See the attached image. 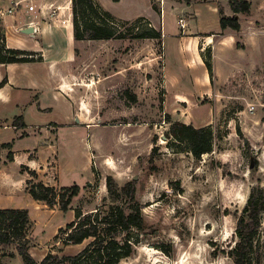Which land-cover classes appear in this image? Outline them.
<instances>
[{
	"label": "rangeland",
	"instance_id": "obj_1",
	"mask_svg": "<svg viewBox=\"0 0 264 264\" xmlns=\"http://www.w3.org/2000/svg\"><path fill=\"white\" fill-rule=\"evenodd\" d=\"M161 1L152 0L155 11ZM214 1L219 0L209 3L216 4ZM222 1L217 2V8L224 15L230 8ZM247 1L251 8L249 14L240 15L241 35L227 36L224 44L216 40L211 89L204 81L205 68L192 60L178 38L170 36L177 29L176 13L166 5L162 43L124 39L85 40L77 45L72 81H79L84 88L75 91L73 97L86 109V123L98 126L88 130L81 127L79 135L60 129L56 139L44 132L42 138L30 137L17 144V152L34 146L37 164L54 156L61 182L73 180L85 186L72 203L83 212L101 206L103 200L106 205L128 203L126 197L116 199L101 187L107 176L120 187L134 183L144 232L134 253L119 264H233L227 253L236 241V219L251 189L264 190V0ZM141 7L145 13L149 9L143 0ZM194 12L198 29L215 27V15L207 8L200 5ZM132 23L124 22L117 29L126 34ZM138 27L140 31L150 28L142 20ZM238 39L245 45L244 51L234 49ZM200 41L203 44L204 40ZM201 54L210 61L209 46ZM224 58L232 64H226ZM233 70L244 73L223 84ZM14 115L13 109L0 104L2 119ZM65 115L64 107L56 105L43 116V122L64 124L68 122ZM173 122L195 128L210 126L212 151L196 159L184 146L168 148L165 137ZM12 131L0 127V142H8ZM90 144L108 157L106 166L101 167L94 166L98 157L94 158L92 169L99 178L92 187H86L91 172L88 154L95 151L88 147ZM6 153L0 149V157ZM2 166L0 158V187L6 194L0 195V205L12 202L27 210L30 256L40 262L58 249L70 256L81 250L84 244L64 248L60 241L63 236L58 234V228L73 220V212H53L59 210L57 203L49 209L46 203L32 200L26 183L22 186L19 164ZM70 167L74 168L72 174L68 173ZM24 176L34 181L30 175ZM260 237L264 264V215ZM0 264H23L15 245L0 247Z\"/></svg>",
	"mask_w": 264,
	"mask_h": 264
},
{
	"label": "crops",
	"instance_id": "obj_2",
	"mask_svg": "<svg viewBox=\"0 0 264 264\" xmlns=\"http://www.w3.org/2000/svg\"><path fill=\"white\" fill-rule=\"evenodd\" d=\"M17 1L0 0V36L3 37L6 48L32 52L41 57L42 60L32 63L0 64V104L6 109H13L15 114L10 119H2L3 116L0 117V127L4 130H13L8 142H0V145L10 144V151L12 153V161L9 162L6 159L8 150L0 148L2 151H7L5 156L0 157L3 161L2 169L11 164L18 163L19 174L24 177L22 186L28 180L25 179L24 174L29 176L28 171H32L35 174L36 181L46 186L57 188L70 187L76 185V183L73 180L69 183H63L58 179L57 160L54 156L49 157L43 164H37L35 162L37 153L34 146H27L18 152L15 149L17 148V144L23 141V139L30 137L42 138L44 132L49 137L54 136L56 139L55 135L60 129L64 130L66 128V131L79 135V128L81 127L88 130L94 126H98L86 123L88 120L87 114L83 113L86 109L81 106L80 101H76L73 97L75 91L84 88L81 87L82 83H79V81H72L73 76L71 72L77 58V45L83 43V41H75L73 38L71 0H34L32 3L34 10L32 12H28L24 6H21L17 12H14L12 15L8 14L7 11ZM95 1L103 10L120 22L132 23L137 20L146 22L150 28L161 33V43L166 29L165 21L163 22L162 20L163 16L165 20L163 10L167 5L176 13L177 29L170 36L176 39L178 38V41L183 44L182 46L185 47V50L191 54L192 60L205 68L201 52L205 46H209V49H211L212 83L215 82L214 46L216 40L224 44L225 42L223 41L227 36L241 35V25L238 32L229 28L223 31L220 29V12L217 8L220 0L214 1L216 4H210L209 0H162L157 11L152 7V0H143L148 5L147 8H149L146 10V13L143 10L144 7L143 9L142 7L140 8V2L142 0ZM225 1L224 3H227L226 5L229 6L228 0ZM200 5L204 6L205 9L207 8L209 14L212 13L215 15V27L212 30L198 29V26H194V24L198 23L195 19L194 8ZM233 15L230 10L227 14L224 12L223 16L231 17ZM240 15H235L238 22ZM179 20L183 22L184 29L180 28ZM216 22L218 23L216 24ZM217 25L218 28L216 27ZM29 29L31 32L26 33L25 31ZM201 39L204 40L203 44L200 41ZM144 40L150 42L157 41L155 39ZM238 42L241 43V46L238 45ZM222 48L226 49L225 47ZM234 49L239 52L244 51L245 45L238 39L234 43ZM224 62L226 64H232L228 58H224ZM237 73L244 72L241 70H233L228 73L223 84L230 82ZM204 81L208 83L211 89L212 85L208 73ZM56 105L64 107L65 117L68 122L64 124L43 122V116L50 114ZM27 110L30 112L29 115H27ZM31 114L33 120L30 119ZM88 147L95 149L94 152L90 151L88 154L91 161V172L85 180L86 187H92V182L95 181L92 161H94L95 157H98L94 161V166L97 164V167H101L105 165L108 153L105 154L99 151L97 145V148H93L91 144ZM101 159L102 161L99 163ZM22 168L26 170L22 172ZM73 170L74 168L70 167L68 173L72 174L74 172ZM52 174H54V179L51 178ZM100 181L102 183V180ZM1 182L6 183L7 180ZM77 186L81 189L85 187L84 185ZM101 187L104 188L105 185L102 183ZM1 190L2 188L0 187V195H6ZM74 199H72L66 213L73 212V209L76 208V205L74 206L72 204ZM7 203H9L7 206L0 205V209H23L16 205L13 206L11 204L12 202ZM51 211L61 212L57 208ZM79 246H69L66 248Z\"/></svg>",
	"mask_w": 264,
	"mask_h": 264
},
{
	"label": "trees",
	"instance_id": "obj_3",
	"mask_svg": "<svg viewBox=\"0 0 264 264\" xmlns=\"http://www.w3.org/2000/svg\"><path fill=\"white\" fill-rule=\"evenodd\" d=\"M228 4L234 15L225 17L220 12V29L223 31L229 28L238 32L240 24L235 15L249 14L251 3L247 0H228ZM153 9L156 10L154 6ZM71 11L75 41L161 39V34L152 28L140 31L138 25L141 20L133 22L126 34L118 31L117 27L124 22L113 18L95 0H71ZM41 60L42 58L35 53L6 48L3 37L0 36V64L32 63ZM202 61L212 84L211 63L203 57ZM237 133L240 134V131ZM165 138L169 141L168 148H173V144L184 146L185 150L197 159L212 151L214 135L210 126L195 128L182 122H173ZM0 148L8 150L6 159L11 162V145L2 144ZM154 153L155 149L152 150L151 156ZM28 173L34 180L26 181V192L30 198L46 203L49 209L57 203L59 210L66 213L72 199L79 194L80 188L77 185L61 187L58 194L55 187L36 181L34 172ZM93 173L97 180L99 174L95 171ZM105 187L109 196L116 199L124 196L128 203L106 205L103 200L101 206L90 212H83L80 207L73 209V220L59 228L58 234L63 236L60 241L64 248L84 244L76 254L65 255L62 249H58L55 253H47L40 262H36L28 253L27 235L31 229V222L25 209H0V247L15 245L23 264H119L129 258L141 243L144 222L140 206L134 198L133 182H127L120 187L107 176ZM263 215L264 190L253 188L236 219L234 229L236 241L227 253L233 264H261L260 228Z\"/></svg>",
	"mask_w": 264,
	"mask_h": 264
},
{
	"label": "built area",
	"instance_id": "obj_4",
	"mask_svg": "<svg viewBox=\"0 0 264 264\" xmlns=\"http://www.w3.org/2000/svg\"><path fill=\"white\" fill-rule=\"evenodd\" d=\"M33 1L34 0H18L7 12L12 15L14 12H17L21 6H24L28 12H32L34 10V6L32 4ZM179 26L181 29H184V24L181 20H179Z\"/></svg>",
	"mask_w": 264,
	"mask_h": 264
},
{
	"label": "water",
	"instance_id": "obj_5",
	"mask_svg": "<svg viewBox=\"0 0 264 264\" xmlns=\"http://www.w3.org/2000/svg\"><path fill=\"white\" fill-rule=\"evenodd\" d=\"M25 32H26V33H29V32H31V31H30V29H29L28 31H25Z\"/></svg>",
	"mask_w": 264,
	"mask_h": 264
}]
</instances>
